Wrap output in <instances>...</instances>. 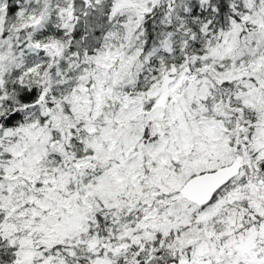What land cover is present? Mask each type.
<instances>
[{
	"label": "snow or ice",
	"instance_id": "obj_1",
	"mask_svg": "<svg viewBox=\"0 0 264 264\" xmlns=\"http://www.w3.org/2000/svg\"><path fill=\"white\" fill-rule=\"evenodd\" d=\"M0 264H264V0H0Z\"/></svg>",
	"mask_w": 264,
	"mask_h": 264
}]
</instances>
